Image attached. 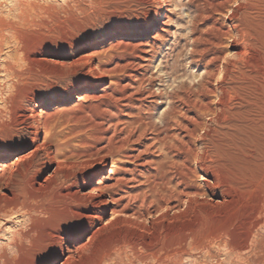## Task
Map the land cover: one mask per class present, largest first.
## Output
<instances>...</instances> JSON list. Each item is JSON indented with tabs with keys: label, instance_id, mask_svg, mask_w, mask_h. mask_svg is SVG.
I'll return each mask as SVG.
<instances>
[{
	"label": "rangeland",
	"instance_id": "rangeland-1",
	"mask_svg": "<svg viewBox=\"0 0 264 264\" xmlns=\"http://www.w3.org/2000/svg\"><path fill=\"white\" fill-rule=\"evenodd\" d=\"M215 1L166 0L162 9L152 0H0V150L10 148L14 152L12 158L32 150L29 137L36 124L28 118L30 110L48 113L46 127L69 135L95 119L108 118L106 110L121 104L119 100L123 95L131 96L130 101L157 102L151 120L161 125L170 105L166 95L181 87L196 93L207 71L216 68L218 72L228 68L225 78L228 83L236 78L239 69L260 73L259 106H263L260 107L263 111L264 4L254 13L257 16L250 14L253 17L245 15L240 9L243 6H236L234 18L228 21L230 12L217 15L213 8ZM159 11L166 17L152 32L155 40L139 43L135 39L137 34ZM115 34L121 39L111 41ZM103 39L106 42L99 49L96 47L95 54L90 57L93 62H80L84 55L90 54L87 46ZM245 42L253 45V49L242 59L239 57L240 46L248 45ZM96 58H100L105 68L99 73L101 77L93 80L97 73L91 66L97 64ZM95 83L99 85L94 90L78 94L80 88ZM130 90L134 92L131 94ZM73 93L77 97L70 100ZM194 98L199 101L196 96ZM210 101L214 103L215 98ZM230 104L231 108H236L235 102ZM201 118L212 128L207 133L217 140L224 173L235 185L228 184L232 189H223L230 193L225 206L221 203L222 190L219 189L214 191L213 197L207 196L206 206L197 204L191 213L170 215L171 221L158 222L156 230L162 235L169 234L167 238L171 239L164 249L166 252L172 249V242L179 237L175 231L191 232L197 245L205 244L206 240L212 242L199 251L187 240L185 254L177 264H245L244 261L264 264L263 229H257L252 244L241 250L254 218L253 210L264 198V128L244 123L241 117L224 125L206 115ZM43 138L42 131L41 142ZM156 144V141L148 140L141 148V152L149 149L148 154H144L150 163L146 168L169 177L174 170L171 165L176 161L180 164V159L174 160ZM197 146L201 148L202 144ZM110 170L111 164L108 172ZM196 183L201 184L199 179ZM140 184L143 182L137 183ZM59 212L58 217H67L70 213ZM110 217L108 213L104 221ZM24 219L19 216L2 222L0 244L6 242ZM73 233L78 232L70 230L62 244L65 248L80 250L81 257L73 264H88L103 249L104 240L96 239L90 243L89 233H78L76 238H71ZM154 233L129 234L149 242ZM123 259H126L125 263L141 264L130 258ZM147 264L155 263L149 259Z\"/></svg>",
	"mask_w": 264,
	"mask_h": 264
},
{
	"label": "bare ground",
	"instance_id": "bare-ground-1",
	"mask_svg": "<svg viewBox=\"0 0 264 264\" xmlns=\"http://www.w3.org/2000/svg\"><path fill=\"white\" fill-rule=\"evenodd\" d=\"M152 1L162 9L166 3V0ZM263 4L264 0H216L213 8L217 15L229 11V21L234 18L236 6H243L240 9L248 16L256 13ZM154 15V20L150 22V17L146 28L137 34L135 39L139 43L153 40L152 32L166 17L162 11ZM119 38L115 34L110 40ZM105 42L104 39L92 42L87 46L90 54L84 55L80 62H93L90 57ZM246 44L240 46L239 57L242 59L253 49V45ZM96 61L97 64L91 66L97 73L93 80L101 77L99 73L105 68L100 58ZM259 74L239 69L236 78L228 83L225 82L227 67L220 72L217 68L207 71L196 93L181 87L166 95L170 105L161 125L151 120L157 102L130 101L129 95L121 96L122 100L118 99L121 104L106 110L108 118L95 119L69 135L46 127L48 113L30 110L28 118L36 124L29 137L32 150L15 158H12L14 152L10 148L0 150V231L2 222L7 223L19 216L25 218L6 242L0 244V264H56L60 261V264H73L81 257L80 250L65 248L62 244L63 237H67L70 230L89 233L90 243L96 239L104 240L103 249L88 264H131L132 261L125 263L124 257L141 264H147L149 259L155 264H167V261L177 264L185 254L187 240L195 249L204 250L211 240L197 245L191 232L175 231L179 237L166 252L164 248L171 240L167 238L169 234L162 235L155 227L158 222L171 221L170 215L191 213L195 205H205L207 196L213 197L215 190H222L221 203L225 206L230 193L223 189H229L228 184L233 187L235 182L230 183L226 177L217 140L208 135L212 128L201 121V116H209L220 125L241 117L244 123L264 128V110L259 106ZM98 85L87 84L78 94L94 90ZM74 94L70 100L77 97ZM211 98H215L214 103ZM231 102H235V109L231 108ZM42 131L44 138L41 142ZM199 131L205 133L204 136L198 135ZM148 140L156 141L174 160L180 159V164L176 161L171 165L174 169L173 172L170 170L171 176L146 168L150 163L144 154H148L149 149L141 152V148ZM198 143L202 144L201 148ZM109 164L111 170L108 172ZM198 179L200 185L196 183ZM141 181L143 184L138 186ZM135 183L138 187L131 186ZM59 211L70 212V216L58 217ZM108 213L111 217L104 221ZM253 213L242 251L248 249L257 229L264 230V198ZM152 231L155 232L154 238L149 242L129 234ZM78 233H73L71 238H76Z\"/></svg>",
	"mask_w": 264,
	"mask_h": 264
}]
</instances>
